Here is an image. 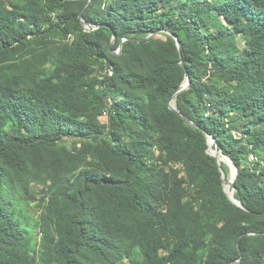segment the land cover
<instances>
[{
  "label": "trees",
  "instance_id": "obj_1",
  "mask_svg": "<svg viewBox=\"0 0 264 264\" xmlns=\"http://www.w3.org/2000/svg\"><path fill=\"white\" fill-rule=\"evenodd\" d=\"M0 264H264V0H0Z\"/></svg>",
  "mask_w": 264,
  "mask_h": 264
},
{
  "label": "water",
  "instance_id": "obj_2",
  "mask_svg": "<svg viewBox=\"0 0 264 264\" xmlns=\"http://www.w3.org/2000/svg\"><path fill=\"white\" fill-rule=\"evenodd\" d=\"M87 8V7H86ZM86 9H84L85 11ZM83 11V12H84ZM81 20H82V24L85 28V30L87 32H92L93 30H97L99 28V26H93L92 24L88 23L86 20L83 19V14L81 15ZM178 44L179 47V51L182 54V46H181V42L179 41V38L177 36H173ZM116 41V37H114V39L112 40L111 45H113ZM123 51V43H121V46L119 48V54H121ZM183 63V62H182ZM191 86L190 80L189 78L187 79V82L185 84H183L181 86V88L179 89V91L173 96L171 102H170V109L175 111L176 113H178L185 121L194 124L193 121H191L188 117L184 116L181 114V112L178 110V105H177V97L178 94L180 92H183L187 89H189V87ZM207 142H208V153L215 157V159L217 160V163L220 167V171L222 174V179H223V187L224 190L226 192V194L228 195V197L231 199V201L233 203H235L237 206H239L242 209H245V206L243 205V203L240 200H237L235 198V181L238 175V167L233 163V161L231 160V158H229L220 148L219 146L216 144V140L215 138L211 137L209 134H207ZM226 164L230 167L231 169V173H233V177L229 180L228 179V175L226 173V171L224 170L222 164ZM233 165V167L231 166V164Z\"/></svg>",
  "mask_w": 264,
  "mask_h": 264
},
{
  "label": "rangeland",
  "instance_id": "obj_3",
  "mask_svg": "<svg viewBox=\"0 0 264 264\" xmlns=\"http://www.w3.org/2000/svg\"><path fill=\"white\" fill-rule=\"evenodd\" d=\"M222 21L227 24L226 19H222ZM239 45L242 47L244 46V42L240 41ZM110 103V101H109ZM106 117L103 118V121L106 122ZM65 146H67L68 148L72 147V143H66ZM231 164V163H230ZM231 166L233 167V165L231 164ZM233 177V173H230V175L228 176V179L230 180ZM44 185H40V184H36V183H31L30 187L32 190V193L34 194V196L36 197L35 200L30 203V207L33 210V212L37 214H40L42 212V209L40 207V204L42 203V200L44 198V193L42 192ZM38 216V215H37Z\"/></svg>",
  "mask_w": 264,
  "mask_h": 264
}]
</instances>
